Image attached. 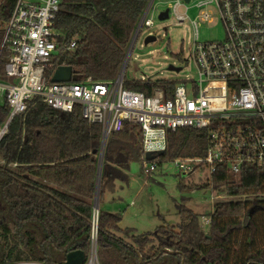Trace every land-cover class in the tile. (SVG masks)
I'll return each instance as SVG.
<instances>
[{
    "label": "trees",
    "instance_id": "16d2710c",
    "mask_svg": "<svg viewBox=\"0 0 264 264\" xmlns=\"http://www.w3.org/2000/svg\"><path fill=\"white\" fill-rule=\"evenodd\" d=\"M150 1L64 0L55 28L65 35L66 44L76 41L77 48L61 53L56 68L72 67L82 80H115ZM16 2L0 4V77L5 76L11 56L8 45L2 46ZM124 84L148 95L161 87L169 99L178 82ZM9 114L7 105L0 106V127ZM102 143V127L84 119L79 107L65 113L33 100L25 114L13 119L0 141V262L32 259L65 264L75 248L89 255ZM208 144L206 130H168L165 154L154 161L162 166L177 158L204 157ZM144 161L139 125L111 134L103 156L100 204L106 192L115 191L116 182L129 180L133 163ZM179 188L197 189L183 182ZM198 188L245 198L218 200L208 235L200 223L202 216L182 203L177 205L178 226L165 224L144 234L121 228L119 215L100 209V263L264 264V171L244 168L237 179L226 165H219L212 183Z\"/></svg>",
    "mask_w": 264,
    "mask_h": 264
},
{
    "label": "built area",
    "instance_id": "2783aa9c",
    "mask_svg": "<svg viewBox=\"0 0 264 264\" xmlns=\"http://www.w3.org/2000/svg\"><path fill=\"white\" fill-rule=\"evenodd\" d=\"M63 1L17 0L6 23L2 47L8 45L11 56L5 76L0 77V106L7 105L10 114L0 127V141L13 119L25 114L29 103L38 100L65 113L79 107L84 119L102 127L103 137L120 133L127 125H139L144 138L146 177H151L159 167L158 162L146 161V153L166 151L168 130L181 128L206 130L209 144L204 157L170 161L180 175L207 173V182L212 183L219 165H226L237 179L244 168L264 171V0L170 1L159 16L168 11V19L173 17L176 25L191 22L195 38L189 56L180 67L183 71L193 63L198 78L178 82L169 99L161 87L152 88L150 95L126 88L124 73L113 81L89 77L77 82L53 83L60 54L77 48L76 41L66 44L65 35L55 28ZM155 1L151 0L145 10L139 35L143 28L154 25L149 14L155 10ZM193 1L201 10L195 20L188 16V5ZM210 7L222 22L226 37L221 41L201 42L198 30L201 22L213 19ZM142 81L153 79L143 77ZM202 167L205 170H198ZM239 198L245 196L227 193L214 196V200ZM99 213L94 209L91 247L84 264H101ZM203 222L209 225L211 217H203ZM0 264L52 263L5 259Z\"/></svg>",
    "mask_w": 264,
    "mask_h": 264
},
{
    "label": "rangeland",
    "instance_id": "374dc122",
    "mask_svg": "<svg viewBox=\"0 0 264 264\" xmlns=\"http://www.w3.org/2000/svg\"><path fill=\"white\" fill-rule=\"evenodd\" d=\"M2 1L0 0V4ZM170 1H155V10L149 14L154 25L151 28H143L135 40L131 55L125 63L127 67L123 72L125 81L134 79L142 81L145 77L153 81L171 80L182 83L188 78H198V71L193 63L179 73L169 70L170 65L180 67L184 64L195 38V31L190 21L179 26L176 25L173 17L164 21L159 19V13L168 8ZM188 7L189 18L197 19L201 10L196 7V1L190 3ZM209 10L213 13V19L209 22H201L198 30L199 40L201 42L224 40L225 28L217 17L215 9L210 7ZM150 34L156 36L157 41L145 45V40ZM135 35L136 32L133 39ZM128 175L129 180L126 183L116 182L115 191L106 192L100 204L101 210L117 214L122 218L121 228L135 229L138 234H144L155 233L157 228L165 224L178 226L181 218L177 205L182 203L202 216L200 223L204 228L203 231L207 235L211 233L209 225L204 224L203 217L209 218L213 213L214 204L218 201L214 200L216 193L213 190L198 188L207 183V173L180 175L173 163L165 162L151 177L144 175L143 163H133ZM181 182L197 189L182 192L179 188ZM184 198L187 200L182 202Z\"/></svg>",
    "mask_w": 264,
    "mask_h": 264
},
{
    "label": "water",
    "instance_id": "95a60500",
    "mask_svg": "<svg viewBox=\"0 0 264 264\" xmlns=\"http://www.w3.org/2000/svg\"><path fill=\"white\" fill-rule=\"evenodd\" d=\"M186 3L191 2L192 0H184ZM169 18V12L165 11L163 13L160 14L159 19L161 21L167 20ZM141 29V23L139 24L137 30H136V35L135 38L133 39V41L130 44L125 62L123 64V67L121 69V74H123L125 68H126V61L128 60L129 56L131 55L133 46L135 44V40L137 39V36L139 35ZM157 41V37L154 35H150L146 38L145 40V45H149L151 43H155ZM169 70L170 71H175V72H180L182 70L181 67H175L174 65H170L169 66ZM80 76L78 74H76L73 70L72 67L69 66H60L56 69L53 78H52V82L53 83H62V82H77L79 81ZM107 136L103 137V143H102V148H101V153H100V157H99V167H98V179H97V188H96V195H95V201H94V209L95 210H100V182H101V176H102V166H103V156H104V150H105V146L107 143ZM165 154V151H159L157 153H153V152H148L146 153V161L147 162H152L156 159L157 156H161ZM26 246H27V241H26ZM166 253H172L169 250H165ZM86 254L84 251L76 249L73 250L72 252H70L67 255V259H66V263L65 264H84L86 261Z\"/></svg>",
    "mask_w": 264,
    "mask_h": 264
},
{
    "label": "crops",
    "instance_id": "0c3cea01",
    "mask_svg": "<svg viewBox=\"0 0 264 264\" xmlns=\"http://www.w3.org/2000/svg\"><path fill=\"white\" fill-rule=\"evenodd\" d=\"M107 212H109V211H107Z\"/></svg>",
    "mask_w": 264,
    "mask_h": 264
}]
</instances>
